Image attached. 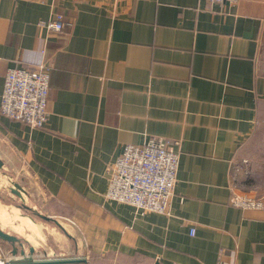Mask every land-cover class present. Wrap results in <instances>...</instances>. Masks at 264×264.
Returning <instances> with one entry per match:
<instances>
[{"label":"crops","instance_id":"0c3cea01","mask_svg":"<svg viewBox=\"0 0 264 264\" xmlns=\"http://www.w3.org/2000/svg\"><path fill=\"white\" fill-rule=\"evenodd\" d=\"M56 14L61 33L47 28ZM40 62L47 123L0 112V197L72 221V252L45 256L264 264V162L251 151L259 137L264 154V0H0V102L7 71ZM151 137L181 142L170 214L105 196L124 146Z\"/></svg>","mask_w":264,"mask_h":264},{"label":"built area","instance_id":"2783aa9c","mask_svg":"<svg viewBox=\"0 0 264 264\" xmlns=\"http://www.w3.org/2000/svg\"><path fill=\"white\" fill-rule=\"evenodd\" d=\"M213 4L238 0H207ZM66 24L61 14L48 21L50 32H63ZM51 66L40 62L33 67L10 68L1 94L0 112L4 116L33 127H43L48 120ZM180 140L151 137L143 144H127L109 167L107 199L133 205L140 214H170L180 162ZM243 208H261L263 200L241 196L234 202ZM10 252V251H9ZM10 254L0 246V264ZM65 256H34L36 261Z\"/></svg>","mask_w":264,"mask_h":264},{"label":"rangeland","instance_id":"374dc122","mask_svg":"<svg viewBox=\"0 0 264 264\" xmlns=\"http://www.w3.org/2000/svg\"><path fill=\"white\" fill-rule=\"evenodd\" d=\"M260 133L257 135L259 136ZM264 136V134L262 133ZM253 141V146L251 148L253 158L256 161L264 162V154H261L259 150L260 143L258 142L259 137ZM22 201L20 198H14L7 192L4 193V197H0V226L11 233L17 234L22 238L27 251L30 245L35 247L34 256L45 255L41 252L45 249L53 254H59L57 252L70 253L73 250V241L68 239L69 237L64 233L63 229L60 228L53 221H46L39 215L35 214L34 211L22 207ZM21 206V208L19 207ZM19 207V208H18ZM29 215L34 218L35 222L39 225L36 226L29 217L17 218V214ZM20 217V216H19ZM59 222L66 228L72 236L73 223L68 218L60 217L57 218ZM29 227L31 230L26 228ZM33 235V236H31ZM62 238V239H60ZM26 239L29 240L26 241ZM0 246L5 252L11 255V245L9 242L0 239ZM56 249V250H55ZM71 250V251H70ZM47 253V252H46ZM9 255V256H10ZM63 256V255H61ZM65 257L69 256L64 254Z\"/></svg>","mask_w":264,"mask_h":264},{"label":"water","instance_id":"95a60500","mask_svg":"<svg viewBox=\"0 0 264 264\" xmlns=\"http://www.w3.org/2000/svg\"><path fill=\"white\" fill-rule=\"evenodd\" d=\"M0 161V166H1ZM17 189L14 188V191L22 198V192H25L24 188L19 184L15 185ZM22 207L34 211L35 214L44 218L45 220H52L58 224L62 229L64 228L61 223L50 216L41 214L40 212L35 211L33 208L23 204ZM32 219V217H30ZM0 239L6 242H9L11 245V255L4 264H88L86 258L84 257H62L54 259H45L41 261H36L34 259L35 247L30 245L29 250L27 251L25 244L21 237L15 233L5 230L0 226ZM28 241V240H26ZM29 242V241H28ZM158 264V263H156Z\"/></svg>","mask_w":264,"mask_h":264},{"label":"bare ground","instance_id":"6f19581e","mask_svg":"<svg viewBox=\"0 0 264 264\" xmlns=\"http://www.w3.org/2000/svg\"><path fill=\"white\" fill-rule=\"evenodd\" d=\"M19 216H20V217H19ZM16 217H17V218H22V217H21V215H20L19 213L17 214V216H16Z\"/></svg>","mask_w":264,"mask_h":264}]
</instances>
